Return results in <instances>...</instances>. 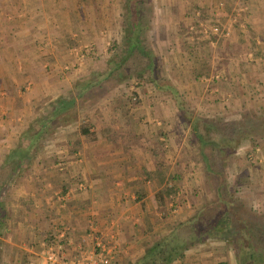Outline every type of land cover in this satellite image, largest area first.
Here are the masks:
<instances>
[{"label":"crops","instance_id":"obj_1","mask_svg":"<svg viewBox=\"0 0 264 264\" xmlns=\"http://www.w3.org/2000/svg\"><path fill=\"white\" fill-rule=\"evenodd\" d=\"M223 1L230 37L206 39L208 57L205 48L203 57L181 52L192 61L177 62L171 85L207 115L264 118V0ZM113 2L0 0V264H43L45 247L59 244L65 258L81 262L98 241L114 250L116 264H136L203 204L192 193L204 173L184 154L186 130L171 96L137 89L134 104L129 92L93 94L85 109L77 103L80 84H93L89 74L117 37L120 14L106 7ZM73 98L66 111L61 101ZM45 117L53 118L41 126L50 131L33 150L32 132ZM165 185L175 193L160 200ZM232 244L209 238L174 264H240Z\"/></svg>","mask_w":264,"mask_h":264},{"label":"rangeland","instance_id":"obj_2","mask_svg":"<svg viewBox=\"0 0 264 264\" xmlns=\"http://www.w3.org/2000/svg\"><path fill=\"white\" fill-rule=\"evenodd\" d=\"M143 6L148 24L143 29L142 38L147 49L156 58L155 69L157 73L156 80L159 82L158 88L154 81H151L150 72L147 69L144 72L148 60L146 56L136 53L135 56L125 60L121 67L114 66L119 64L120 60H124L122 49H124L127 27L126 16L128 14L125 0H114L113 4L106 7L112 9V11L115 9V12L117 11L120 14L118 34L108 47L106 58L101 63L100 68L89 74V80L93 84L90 86L88 84L91 83L86 81L82 82L83 85L80 84L81 92L84 94L79 98L82 109H85V101L89 100L93 94L100 96L104 94V97L105 95L110 97L113 94L123 92L126 95L129 92L128 98H131L132 101L128 100V103L133 104L140 101V92L148 96L155 93H160L162 96H171L179 109V126H185L186 130V133L183 134L185 156L192 158L198 154L200 140L205 141L204 148L212 153V159L216 167L221 168V165L223 167L230 192L234 196L236 195L249 202L258 212L264 213V160L260 162L259 155L254 154L256 149H261L259 154L262 149L264 151V118H254L249 115L237 118L207 115L206 111L201 110L203 108L199 107L198 102L186 100L185 94L181 93V90H178V96H175L171 91L161 88L166 85L172 86L171 79L175 75L177 62L184 60L187 63V61H192V58L188 57L189 55L185 56L181 52H190L191 54L197 52L199 56L203 57L200 53H204L203 49L207 48L206 39L213 41L230 37V34H226L229 28L219 17V10L226 6V2L223 0L218 1L213 6V10L206 7V0H144ZM234 21H232L233 24L236 22ZM214 25H220L223 30L220 34H217V38L214 37L215 34L211 30ZM208 56L209 51L206 49V57ZM251 57L253 59V56ZM232 58L235 59L233 55ZM225 60L222 59L221 62ZM248 62L252 63L250 60ZM185 69L187 70L186 67ZM188 69L192 70V67ZM203 74L199 73L198 76ZM181 107L188 111V116L184 115ZM72 114L71 120L73 121L75 113ZM166 119L171 123L172 117L167 116ZM166 119H164V127L170 125ZM174 120L176 119L173 118ZM194 126H198L199 136L198 133L193 132L192 128ZM180 130L182 132L183 129ZM229 137L232 138L234 143H230L232 152L226 156L219 153V151L220 146L223 143L226 144L225 139ZM250 155L252 156L249 157ZM197 156L200 158L199 155ZM256 158L261 164L256 161ZM255 165L256 175L251 177L249 174H251ZM198 166L204 174L199 178L197 184L195 182L192 196L194 195L195 201L197 200V202L199 201L204 205L206 204V197L204 196L206 194L210 195L208 189H214L215 181L217 182L218 179L215 176L211 180L212 178L206 175V171L204 172L203 164ZM14 251H16L15 248L10 247L9 249L6 247L7 255H14Z\"/></svg>","mask_w":264,"mask_h":264},{"label":"trees","instance_id":"obj_3","mask_svg":"<svg viewBox=\"0 0 264 264\" xmlns=\"http://www.w3.org/2000/svg\"><path fill=\"white\" fill-rule=\"evenodd\" d=\"M143 1L125 0L128 14L126 16L127 27L125 30L124 49H122L124 60H120L121 62L114 66L117 68L121 67L125 60L135 56L136 53L146 56L148 60L144 72L146 69L150 72L151 81H154L158 88L159 82L156 80L157 73L155 69L156 58L147 49L142 38L143 29L148 24L147 17L144 15ZM88 85L91 86V84ZM161 88L169 90L175 96H178V90L172 86L166 85ZM80 95L79 98L84 94ZM75 103L74 98L61 101V104L66 105V111L73 109ZM77 103L80 104L79 100ZM181 110L185 116H188V111L184 110L183 107H181ZM72 115V113L68 114L64 120L69 123L73 122L71 120ZM47 120L48 118L45 117L38 121L40 127L37 128L36 132H32L31 146L33 150L36 149H34V146H38L43 139L44 134H48L50 131L48 128L42 129L41 127L48 123L50 125L52 122L50 120H53V118H49V122ZM192 129L195 134L198 133V126H194ZM81 131L88 135V125H82ZM197 135L199 136V133ZM200 141L198 154L194 155L192 159L203 164V169L212 178L211 180L215 176L217 177L214 198L206 204H202L188 220L175 223L168 234L155 238L153 244L148 247L146 255L136 264H174L182 261L189 249L199 246L212 237L232 241L239 256L240 264H264V213L258 212L249 202L236 195L234 196L230 192L222 165V169L216 167L212 159V153L204 148L206 142L202 139ZM225 141L227 142L220 146L219 153L227 156L232 152L230 143L232 142L233 144L234 141L231 137L226 138ZM26 151L19 152V157H27ZM221 163L223 164L222 160ZM160 181V183L165 182L163 178ZM174 193V187L165 185L157 197L162 200L164 196L169 197Z\"/></svg>","mask_w":264,"mask_h":264},{"label":"built area","instance_id":"obj_4","mask_svg":"<svg viewBox=\"0 0 264 264\" xmlns=\"http://www.w3.org/2000/svg\"><path fill=\"white\" fill-rule=\"evenodd\" d=\"M214 34H220L223 30L220 25L212 26ZM227 35L230 34L227 30ZM58 246L48 245L43 250L41 256L43 264H116L114 250L101 241L96 242L95 254L91 257H85L81 262H73L62 255V249ZM37 264V263H36Z\"/></svg>","mask_w":264,"mask_h":264}]
</instances>
